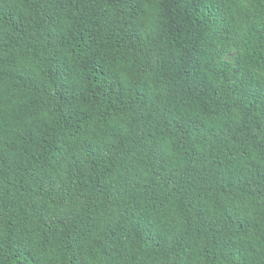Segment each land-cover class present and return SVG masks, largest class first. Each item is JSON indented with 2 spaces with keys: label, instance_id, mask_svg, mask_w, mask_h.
I'll list each match as a JSON object with an SVG mask.
<instances>
[{
  "label": "trees",
  "instance_id": "trees-1",
  "mask_svg": "<svg viewBox=\"0 0 264 264\" xmlns=\"http://www.w3.org/2000/svg\"><path fill=\"white\" fill-rule=\"evenodd\" d=\"M0 264H264V0H0Z\"/></svg>",
  "mask_w": 264,
  "mask_h": 264
}]
</instances>
